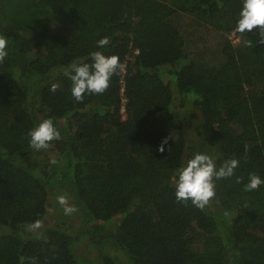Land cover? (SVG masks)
I'll return each instance as SVG.
<instances>
[{
  "label": "trees",
  "instance_id": "obj_1",
  "mask_svg": "<svg viewBox=\"0 0 264 264\" xmlns=\"http://www.w3.org/2000/svg\"><path fill=\"white\" fill-rule=\"evenodd\" d=\"M241 8L242 0H0L9 39L0 264H264V185L243 191L250 173L264 179V45L256 30L236 32ZM104 37L110 44L98 48ZM94 51L118 55L125 70L77 102L65 73ZM47 118L62 139L36 151L28 132ZM196 153L217 167L240 161L215 181L203 211L175 198L177 170ZM53 194L77 207L76 224L55 205L59 221L28 230L48 216Z\"/></svg>",
  "mask_w": 264,
  "mask_h": 264
},
{
  "label": "clouds",
  "instance_id": "obj_2",
  "mask_svg": "<svg viewBox=\"0 0 264 264\" xmlns=\"http://www.w3.org/2000/svg\"><path fill=\"white\" fill-rule=\"evenodd\" d=\"M236 32L240 34L251 33L256 30L259 45H264V0H242V8L236 22ZM110 44V39L104 37L97 41L98 48H105ZM9 39L0 35V63H3L8 56ZM248 46H251L249 43ZM91 63L73 62L70 71L65 74L71 80V94L77 102H83L85 95H102L110 87V82L114 76L124 72L125 65L118 55H104L101 51L90 53ZM56 87L53 86L52 91ZM29 147L36 150H47L53 141L62 139L60 131L51 118L43 119L39 124L28 132ZM165 139L159 151L164 152ZM245 146V152H247ZM50 163L55 165L57 160L52 159ZM238 159L225 160L219 167L216 161L208 154L196 153L186 161L176 173L175 177V198L177 202L191 204L201 211L209 205L216 197L215 181L231 178L235 174V169L239 167ZM237 183L242 182V178L237 177ZM264 185V179L255 173H250L248 182L243 185V191L253 192ZM58 203L63 207L65 215H71L78 211L75 205H70L65 196H59ZM42 221L36 220L32 223L33 231L42 228Z\"/></svg>",
  "mask_w": 264,
  "mask_h": 264
},
{
  "label": "rangeland",
  "instance_id": "obj_3",
  "mask_svg": "<svg viewBox=\"0 0 264 264\" xmlns=\"http://www.w3.org/2000/svg\"><path fill=\"white\" fill-rule=\"evenodd\" d=\"M233 37H234V35H231V38H233ZM233 39L236 40L235 37ZM58 197L59 196H57L56 194L51 195V197H50V206H49V214L42 221V225H43L42 228H44L46 226H49L52 223H55V222L59 221L60 217L57 216V215L54 216V213L52 212L54 210V206L55 205L57 207L56 208L57 211H62V212L64 211L63 207L60 205V203H58V199H57ZM68 203L70 204L69 199H68ZM70 205H72V204H70ZM209 205H212V201H210ZM61 215L62 214H60V216ZM76 219L77 218H74V216L72 215L71 219L68 222H66L69 225V227L71 226L70 228H73V226L76 224ZM61 220L65 221L66 219H65V217H62ZM27 229L31 230V227H28ZM80 249H81V251L85 250L86 249L85 244H81L80 245ZM113 250H116V249H113ZM110 254H113V251H110ZM117 254H118V258L120 259V261L122 260V258H126L128 260L127 256L125 255V253L121 249L118 250ZM94 255H95V253H93L91 256H94ZM123 264H126V261Z\"/></svg>",
  "mask_w": 264,
  "mask_h": 264
},
{
  "label": "built area",
  "instance_id": "obj_4",
  "mask_svg": "<svg viewBox=\"0 0 264 264\" xmlns=\"http://www.w3.org/2000/svg\"><path fill=\"white\" fill-rule=\"evenodd\" d=\"M124 101V100H123Z\"/></svg>",
  "mask_w": 264,
  "mask_h": 264
}]
</instances>
